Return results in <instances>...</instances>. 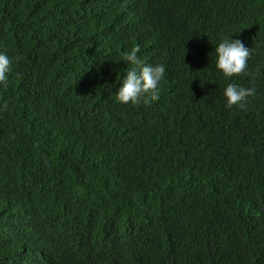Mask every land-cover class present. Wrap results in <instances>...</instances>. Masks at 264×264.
Masks as SVG:
<instances>
[{
    "label": "trees",
    "instance_id": "16d2710c",
    "mask_svg": "<svg viewBox=\"0 0 264 264\" xmlns=\"http://www.w3.org/2000/svg\"><path fill=\"white\" fill-rule=\"evenodd\" d=\"M126 1L0 0V264H264V0ZM133 47L165 73L122 104Z\"/></svg>",
    "mask_w": 264,
    "mask_h": 264
},
{
    "label": "clouds",
    "instance_id": "9594fccd",
    "mask_svg": "<svg viewBox=\"0 0 264 264\" xmlns=\"http://www.w3.org/2000/svg\"><path fill=\"white\" fill-rule=\"evenodd\" d=\"M133 9L130 0H127L122 8V18L130 22L135 13H139L138 10ZM137 51L138 49L133 47L122 54L123 60L128 64V70L114 93L116 100L122 104L131 103L135 105L141 98L145 102L148 98L157 99L159 84L165 73L163 64L144 63L137 56ZM213 51L215 69L223 77L229 78L245 72L252 50L246 47L240 39H230L228 34L219 40ZM10 63L9 56L0 52V84L6 85ZM222 94L225 98L226 107L234 105L242 107L246 98L254 94V89L229 82L224 87Z\"/></svg>",
    "mask_w": 264,
    "mask_h": 264
}]
</instances>
